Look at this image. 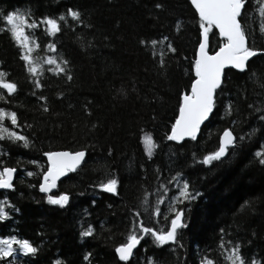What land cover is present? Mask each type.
<instances>
[{
	"label": "trees",
	"instance_id": "obj_1",
	"mask_svg": "<svg viewBox=\"0 0 264 264\" xmlns=\"http://www.w3.org/2000/svg\"><path fill=\"white\" fill-rule=\"evenodd\" d=\"M261 2L246 0L239 18L248 46L260 53L244 71H224L197 139L175 142L167 135L181 93L190 92L195 79L192 64L200 41L199 17L190 0H0V71L17 86L11 95L1 89L0 108L17 114L14 128L28 139L27 147L7 136L0 139V167L16 169L13 188L0 191V201L7 198L11 205H5L7 216L0 219V237L16 235L37 249L27 255L17 251L0 264H201L204 257L229 264L226 250L236 244L245 264L253 259L264 264ZM69 8L79 13L78 20L67 16ZM9 12L22 13L28 23L50 17L60 24L53 36L43 25L25 28L39 45L33 52L42 68L36 77L27 72L7 30L3 17ZM209 37L213 52L222 40L215 29ZM50 42L54 52L47 48ZM48 56L67 61L61 64L66 72L47 71L54 67L43 63ZM225 129L232 130L234 145L220 160L204 165L203 157L218 149ZM144 133H151L156 144L151 157L141 142ZM64 149L86 151L84 162L51 193H42L43 153ZM29 171L32 176L26 175ZM177 173L194 198L172 204L177 187L169 182ZM112 178L115 193L99 187ZM61 193L69 196L63 207L48 202L49 195ZM170 205L184 212L185 226L177 230L176 241L158 245L145 234L132 257L120 261L115 249L127 240L133 211L141 212L145 226L166 230L174 215ZM155 206L158 217L151 215ZM89 225L92 234L81 236Z\"/></svg>",
	"mask_w": 264,
	"mask_h": 264
},
{
	"label": "snow or ice",
	"instance_id": "obj_2",
	"mask_svg": "<svg viewBox=\"0 0 264 264\" xmlns=\"http://www.w3.org/2000/svg\"><path fill=\"white\" fill-rule=\"evenodd\" d=\"M190 2L199 17L200 41L195 53V60L192 64L195 79L191 82L190 92L181 93L178 115L175 117V122L171 125V131L167 135V139L172 141H181L186 137L192 140L197 139V133L201 124L213 111L215 93L222 84L224 70L230 67L244 71L250 58L256 56L261 51L248 46L247 34L239 19L242 15V10L245 8L246 0H190ZM156 7H160V5L157 4ZM258 11L261 14L262 21H264V3L259 4ZM67 16L71 17L73 21L79 19V13L71 8L67 10ZM3 20L10 26L7 30L21 50L20 58L24 61L27 72L33 77L38 76L42 70L41 61L38 57H34L33 52L39 45L35 39H31L26 34L25 28L31 30L43 25L45 32L49 36H53L60 31V24L57 19L43 17L40 21L33 20L31 23H28L25 15L9 12L3 17ZM59 20L64 21L65 16L61 14ZM213 29L218 30V35L222 42L219 44L218 50L210 54L208 51L210 46L209 33H212ZM261 31L264 32V23L261 24ZM140 43H150L155 46L158 42L156 40H141ZM159 43H163V40L159 41ZM47 48L54 52L56 46L50 42ZM169 48L174 51L170 45ZM153 54L155 55V53ZM43 63L54 66L47 69L49 72H55L56 74L66 72L61 64H66L67 61L58 63L54 57L48 56L44 59ZM5 76L6 73L0 71V89L6 90L7 94L11 95L16 91L17 86L14 82L7 81ZM68 78L71 79L70 76ZM34 84L36 88L42 87L38 79L34 81ZM0 99H4V97L0 95ZM40 99L43 100L45 98L41 96ZM47 110L45 107L44 111ZM5 118L10 121L13 127L18 126L17 114L14 111H6L0 108V139H3L6 134L9 139L23 142L24 146L27 147L28 139L25 135L3 126L2 122ZM260 119L264 120V116H261ZM141 142L146 155L151 157L153 150L156 148L152 134L144 133L141 136ZM234 143L235 140L232 132L229 129H225L219 137L218 149L205 155L202 163L208 165L214 160H220L225 155L229 146L234 145ZM43 155L47 157V170L42 173V182L39 184V190L43 193H48L56 187V182L61 176L77 169L84 160L86 151H48L43 153ZM256 155L259 157L262 154L257 152ZM259 162L264 165V158L260 159ZM31 163L37 164V161H31ZM15 172V168H0V189L13 188L12 179ZM26 175L32 176L33 173L29 171ZM179 179L180 174L177 173L169 183L179 181ZM116 186L117 180L115 178L108 179L106 183L99 185L104 191L110 193L116 192ZM174 186L178 188L179 196L172 198V204L194 198L188 191L189 185L187 181H184L182 185L176 184ZM161 188H164L165 192H167V188L164 185H161ZM196 195L199 194L197 193ZM47 199L49 203L63 207L68 202L69 196L61 193L58 196L49 195ZM143 203H148L147 194L145 195ZM161 203H163V197H160L157 201L158 205ZM5 205L11 207L7 198L0 201V219H4L7 216ZM169 211L174 213L170 219L169 227L166 230H157L145 226L141 219V212L134 210L132 213L134 222L127 236L126 243L117 246L115 249L119 260L127 261L132 255L133 249L145 234H150L154 237L158 245H164L168 242L174 243L177 237V230L185 226L183 210L170 205ZM151 215L158 217L160 215V208L158 206L152 207ZM91 234V225H89L87 230L81 232V236H89ZM220 247L222 249L224 248L223 240L220 242ZM239 249L240 245L236 244L234 247L226 250L225 259L228 260L229 264H245V260L240 255ZM17 251L27 255L34 254L37 249L27 240H18L15 237L0 238V259L11 258ZM229 252L230 255L227 254ZM85 259H87V256ZM55 264H61V262L56 261ZM149 264H151V260H149ZM201 264H214V261L208 257H204ZM251 264H258V262L253 259Z\"/></svg>",
	"mask_w": 264,
	"mask_h": 264
},
{
	"label": "water",
	"instance_id": "obj_3",
	"mask_svg": "<svg viewBox=\"0 0 264 264\" xmlns=\"http://www.w3.org/2000/svg\"><path fill=\"white\" fill-rule=\"evenodd\" d=\"M216 30V29H215ZM217 32H218V30H216ZM218 50V49H217ZM216 51V50H215ZM214 52V51H213ZM213 52H209L210 54L211 53H213ZM228 68H230V67H228ZM228 68H226V69H228ZM225 69V70H226ZM224 70V71H225ZM222 79H223V75H222ZM191 88V87H190ZM211 114V113H210ZM210 114H209V117H210ZM208 117V118H209ZM208 118L204 121V122H206L207 120H208ZM203 122V123H204ZM203 123L201 124V126L203 125ZM201 126H200V128H201ZM200 130V129H199ZM231 132H232V130L231 129H229ZM224 131V130H223ZM223 131L222 132H220V134H219V137L222 135V133H223ZM198 133H199V131H198ZM198 133H197V135H198ZM232 134H233V132H232ZM233 137H234V140H235V136H234V134H233ZM185 139H188L187 137L185 138ZM182 141V140H181ZM175 142H180V141H175ZM61 151H68V152H76V151H70V150H67V149H64V150H54L53 152H61ZM77 151H80V150H77ZM227 152V151H226ZM226 154V153H225ZM85 159V158H84ZM46 161H47V157H46ZM84 162V160L82 161V163ZM82 163L78 166V167H80L81 165H82ZM77 167V168H78ZM12 168V167H11ZM46 170H47V168H46ZM45 170V171H46ZM70 172H72V171H70ZM69 174V172H67L64 176H61L58 180H57V182H56V187H57V184H58V182L62 179V178H65L67 175ZM14 176H15V173H14ZM14 176H13V179H14ZM13 179H12V181H13ZM40 182H42V179H41V181ZM40 184V183H39ZM55 187V188H56ZM38 188H39V185H38ZM55 188H53V189H51L48 193H45V194H49V193H51ZM2 190H6V189H0V191H2ZM43 193V192H42ZM183 218H184V212H183ZM140 242V241H139ZM126 243V242H125ZM171 243V242H170ZM121 245V244H120ZM139 245V243L137 244V246ZM119 246V245H118ZM137 246L133 249V252H132V255H133V253H134V251L136 250V248H137ZM115 254H116V252H115ZM132 255L130 256V257H132ZM116 256H117V254H116ZM129 257V258H130ZM117 258H118V256H117ZM119 259V258H118Z\"/></svg>",
	"mask_w": 264,
	"mask_h": 264
},
{
	"label": "rangeland",
	"instance_id": "obj_4",
	"mask_svg": "<svg viewBox=\"0 0 264 264\" xmlns=\"http://www.w3.org/2000/svg\"><path fill=\"white\" fill-rule=\"evenodd\" d=\"M261 3H263V2H261ZM260 3V4H261ZM15 13H17V14H22V13H19V12H15ZM25 32H26V30H25ZM27 34V33H26ZM31 38V37H30ZM32 39V38H31ZM0 92H2V90L0 89ZM4 109V108H3ZM6 111H10V110H7V109H5ZM2 124H3V126L4 127H7V128H9L10 130H14V131H16L17 132V130L10 124V121L7 119V118H5V120L2 122ZM4 136H7L6 134L4 135ZM0 168H2V167H0ZM185 180L184 179H182V178H180L179 179V181H176V183H175V185L176 184H181L182 185V183L184 182ZM175 188H176V186H175ZM188 191L190 192V190L188 189ZM191 193V192H190ZM174 196L175 197H178L179 196V193H178V188H177V190H176V192L174 193ZM188 201V199H185V200H183L182 202L183 203H185V202H187ZM182 202H180V203H182ZM7 237H15V238H17L18 240H23V239H21V238H18L16 235H9V236H7ZM0 238H4V237H0ZM140 243V242H139ZM138 247V246H137Z\"/></svg>",
	"mask_w": 264,
	"mask_h": 264
}]
</instances>
